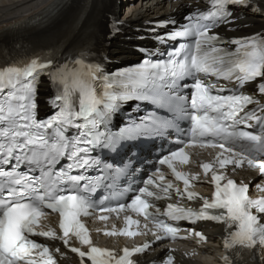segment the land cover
<instances>
[{
  "label": "snow or ice",
  "instance_id": "6c2138e0",
  "mask_svg": "<svg viewBox=\"0 0 264 264\" xmlns=\"http://www.w3.org/2000/svg\"><path fill=\"white\" fill-rule=\"evenodd\" d=\"M256 3L257 0H211V11L207 15L191 18L195 21L194 27L188 25L182 31H175V37L194 36L192 43H181L170 49L166 60L145 58L135 66V71L105 74L103 65L92 60V54L87 50L63 64L55 62L57 53L54 52L51 56L32 59L23 67L0 68V93L4 94L8 105L7 115H0L5 137V143H0V165L12 166L11 170H0V178H3L0 180V264H54L48 246L31 238L57 239L52 231L36 230L39 218L45 215L43 209L59 214L65 245L72 233L82 244L89 246L87 251L71 249L82 261L87 257L91 264H134L130 259L133 252L127 249L123 255H117L92 246L84 224L78 219L81 214L88 215L93 206L89 199L95 190L90 187L91 181L99 179L105 172L120 174L112 167L105 168L97 158V149L108 148L113 140L103 130V121L129 99L165 109L179 98L173 88L176 78L189 71L194 70L197 75L191 84L194 89L190 100L192 143L219 147L230 153L233 159L223 158L221 153L220 168L229 163L240 167L246 162L251 166L256 163L257 156L264 157V105H261L264 101V33L231 39L219 33L210 34L221 24L230 22L228 17L233 6L242 9L251 6L253 12H264V0H259L258 7ZM166 35L172 36V33ZM229 46L235 47L230 49ZM201 73L225 80L235 74L240 87L244 88L246 82H250L247 90L258 92L259 99L243 93L212 95L210 92L217 85L206 84L200 78ZM41 75H46L57 87L62 86V90L55 96L58 111L50 118L37 119L35 106L30 101ZM180 87L187 88L188 85L181 84ZM249 105L256 107L249 108ZM4 112L5 109L0 108V113ZM158 115L146 114L123 130L122 135L133 138L146 134L149 126L160 123ZM241 124L256 131L241 130ZM164 130L161 126L153 134L159 135ZM176 159L188 160L183 148L171 152L159 163L163 165ZM61 160L67 163L55 169ZM22 167L26 170L18 171ZM169 167H172L170 163ZM258 168L264 174V162H260ZM203 169L207 173L210 165L203 164ZM37 171L39 175L35 174ZM89 173H99L100 177ZM177 176L181 178L179 174ZM225 179L224 175L213 173L214 196L211 202L204 199L198 212L170 203L165 214L174 221L222 223L226 230L224 247L241 264H247L257 251L264 250V199H250L248 188L238 186L232 179H226L222 185ZM153 183L152 179L148 180L149 185ZM183 183L188 199L193 200V193L187 191L189 180L183 179ZM163 190L167 192L168 188ZM142 195L154 193L144 188L130 204L119 207L138 210L154 219L147 213L150 205L141 199ZM177 195L184 194L178 191ZM155 223L172 238L180 230L163 220ZM135 251L139 253L142 249ZM225 261L229 264L228 257Z\"/></svg>",
  "mask_w": 264,
  "mask_h": 264
},
{
  "label": "bare ground",
  "instance_id": "6f19581e",
  "mask_svg": "<svg viewBox=\"0 0 264 264\" xmlns=\"http://www.w3.org/2000/svg\"><path fill=\"white\" fill-rule=\"evenodd\" d=\"M53 0H0V28L10 26L17 18H21L27 11L37 8L41 3L44 7ZM113 6V0H67L50 19L43 31L37 35L42 36L37 41L60 42L71 46L78 42L90 29L104 27V14ZM163 8V7H162ZM150 9V8H149ZM149 9L137 8L136 13L127 17V20L141 17ZM247 17L257 25H263V20L253 15ZM195 264H202L195 262Z\"/></svg>",
  "mask_w": 264,
  "mask_h": 264
}]
</instances>
